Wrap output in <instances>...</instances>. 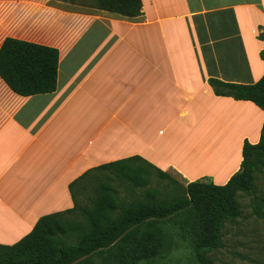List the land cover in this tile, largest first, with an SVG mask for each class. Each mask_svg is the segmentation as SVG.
I'll return each instance as SVG.
<instances>
[{
  "label": "crops",
  "instance_id": "crops-1",
  "mask_svg": "<svg viewBox=\"0 0 264 264\" xmlns=\"http://www.w3.org/2000/svg\"><path fill=\"white\" fill-rule=\"evenodd\" d=\"M94 2L0 0V48L59 52L54 93L22 97L0 77V246L76 207L101 166L138 157L185 185L224 186L261 140L264 112L209 81L264 77V0H141L135 18Z\"/></svg>",
  "mask_w": 264,
  "mask_h": 264
},
{
  "label": "trees",
  "instance_id": "trees-1",
  "mask_svg": "<svg viewBox=\"0 0 264 264\" xmlns=\"http://www.w3.org/2000/svg\"><path fill=\"white\" fill-rule=\"evenodd\" d=\"M61 1L76 4L80 0ZM94 6L135 18L141 15L142 2L95 0ZM260 56L264 60V51ZM58 69L56 49L10 38L0 48V77L19 96L54 93ZM209 84L217 96L251 102L264 112V77L254 85L215 80ZM242 154L241 170L224 186L202 180L182 187L138 157L101 166L79 181L78 199L73 194L76 207L41 218L18 244L0 246V264H100L96 259L101 264H155L167 249L165 225L169 222L190 244L198 264H214L208 254L222 248L225 223L241 216L237 194L260 192L264 201V189L255 192L256 183L264 181V126L260 142H246ZM156 175L178 184L184 195L171 200L160 196L150 188ZM115 180L128 185L131 193H143L123 206L112 184Z\"/></svg>",
  "mask_w": 264,
  "mask_h": 264
},
{
  "label": "rangeland",
  "instance_id": "rangeland-1",
  "mask_svg": "<svg viewBox=\"0 0 264 264\" xmlns=\"http://www.w3.org/2000/svg\"><path fill=\"white\" fill-rule=\"evenodd\" d=\"M170 176L185 187V182L179 176L174 174ZM259 182L264 183L263 180ZM112 184L117 189L120 204L123 206L128 205L132 197L143 193L140 190L135 191V194L131 193L126 188L128 185L117 180ZM178 184L160 179L156 175L150 188L157 190L165 199L169 197L171 200L184 195L177 188ZM236 202L241 210V216L233 222L225 223L222 248L210 252L208 256L214 264H264V206L261 204L260 207H254L249 195L242 192L237 194ZM165 226L169 234L167 249L155 264H198L190 244L178 236L175 225L169 222ZM96 260L102 263L99 259Z\"/></svg>",
  "mask_w": 264,
  "mask_h": 264
}]
</instances>
